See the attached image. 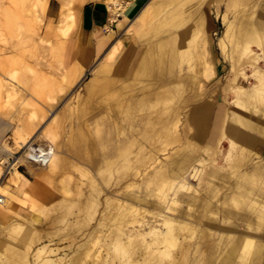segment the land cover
Returning a JSON list of instances; mask_svg holds the SVG:
<instances>
[{"label": "rangeland", "instance_id": "rangeland-1", "mask_svg": "<svg viewBox=\"0 0 264 264\" xmlns=\"http://www.w3.org/2000/svg\"><path fill=\"white\" fill-rule=\"evenodd\" d=\"M36 2L0 0V79L12 68L19 69L21 79L15 90L0 84V145L8 142L0 154L11 161L20 155V129L38 143H50L43 131L48 122L59 133L62 161L54 172L47 163L19 166L28 176L30 196L19 201L18 211L0 212V264H68L79 255V264H264V157L253 152L246 161L230 155L209 161L204 142H215L223 132L215 137L214 119L201 118L207 108L214 118L221 107L227 118L234 111L252 118L255 112L264 114V78L256 101L238 105V89L231 90V101L223 97L233 58L238 81L256 82L253 50L246 54L239 48L244 47L243 22L257 24L260 3L168 0L141 30L121 31L128 57L113 82L88 94L84 84L103 56L80 83H64L65 43L52 21L44 24L45 9L28 10ZM202 16L208 43L195 29ZM40 35L56 42L40 44ZM220 36L228 66L221 75L207 77L204 49L221 55ZM252 43L263 69L264 39ZM147 49L146 68L134 73ZM61 85L64 90L56 91ZM33 109L39 115L35 121L29 118ZM53 113L56 121L49 122ZM187 136L198 142L188 143ZM228 141L224 136L222 146ZM258 163L262 167L255 170ZM10 174L0 163V184ZM252 199L257 201L251 205ZM160 213L175 220L170 241H162L167 224ZM222 223L234 229L222 231ZM240 236L252 241L228 255Z\"/></svg>", "mask_w": 264, "mask_h": 264}, {"label": "crops", "instance_id": "crops-1", "mask_svg": "<svg viewBox=\"0 0 264 264\" xmlns=\"http://www.w3.org/2000/svg\"><path fill=\"white\" fill-rule=\"evenodd\" d=\"M167 1L168 0H120L123 6H121L117 12H113L109 7L108 0H38V2L34 4L33 8L28 10L34 12L40 10V8L43 6L44 8H42L46 10L44 24L46 25L48 22L52 21L53 25L58 29L59 36L65 43L62 65L64 83L68 81H77V83H80L82 78L85 76V72L93 65V63H95L99 57L103 56L102 60L92 68L93 74L89 77L90 80L88 78L85 82L87 86L84 84L86 92L91 94L92 92L94 93L103 86H107L114 81L115 75L120 69V65L130 53L129 50H123L125 43L119 36L121 31L125 30L133 32L134 30H141L146 24L149 23L151 16L160 10ZM245 2H248V6L250 7L252 2L260 3L258 18L253 21L264 27V0H245ZM229 4L230 1H228V5ZM68 12H71L72 14L71 19L66 18V14ZM115 13L117 15L116 17L114 16ZM205 21V17H199L196 20L195 29L196 31H203L202 33L204 35L201 36V38L205 43H208L210 40L205 35ZM210 24L211 26L213 24L217 25V22H215V20H211ZM63 28H66L65 34L62 31ZM195 33L193 36L194 40H196ZM221 38L222 36H220L218 40V46L221 50V55L217 54L218 50L215 56V53L213 51L211 52L210 49L207 51L204 49V57H207L204 64V74L207 77L221 75L228 66V64L225 63L226 58L223 55L224 49L222 47ZM50 42H56V40L51 41L46 37V35H40L38 38V43L40 44H46ZM176 43L177 41L175 38L170 40V45H173V47H176ZM149 52V49L145 50V53H143L136 61L131 71L134 73H141V71L146 68V64L148 63L147 54H149ZM210 58H212V60ZM169 60H171V63L173 64L172 54H170ZM99 65L100 67H98ZM14 69L18 70V74L20 76V71L18 68H12L8 70L0 79L2 88L9 90L10 88L14 89V86L9 84L7 81L9 73ZM163 83L167 84V82ZM175 83L182 84V86L184 85L182 80L175 81ZM18 85H20V82ZM64 87V85H61L59 89H56V91H63ZM204 88L205 82L200 81L198 83V90L203 91ZM223 97L224 100L231 101V97L225 98L224 95ZM207 109L204 110L206 114H203L201 118L205 120L210 119V122L214 119L215 127L213 132L215 137H218V130L221 129L223 134L219 136L220 139L221 137L224 138V135L226 134L227 138L230 137L229 140L232 138L239 144H244V146L248 149H252V151L257 153L256 155L264 157V114L255 112L256 116L252 118L253 116H250L249 113L234 111L233 114H230V117L227 118L226 115H224L223 107H221L213 118V115H210ZM54 116L56 117L57 114L53 113L49 122L56 121ZM38 117L39 115L35 109L30 111L29 118L31 121L37 120ZM247 119L249 120L247 121ZM245 121L247 124H245ZM47 126L48 122L45 124V128ZM55 131L57 133V145H59V133L56 129ZM21 132L23 133V131L20 129L18 134H21ZM219 138H217L215 142L208 141L204 143L215 144L220 140ZM57 154L58 157L55 164L56 169L54 171L59 168L62 161V156H60V153L58 152ZM25 177L28 176L25 174Z\"/></svg>", "mask_w": 264, "mask_h": 264}, {"label": "bare ground", "instance_id": "bare-ground-1", "mask_svg": "<svg viewBox=\"0 0 264 264\" xmlns=\"http://www.w3.org/2000/svg\"><path fill=\"white\" fill-rule=\"evenodd\" d=\"M106 1V0H105ZM43 2V1H42ZM47 2V1H46ZM70 2V1H69ZM44 3V2H43ZM105 3V2H104ZM108 4H109V7L112 9V11L114 12H117L118 9L121 8V6H123L122 2H120V0H108ZM107 4V6H108ZM127 4V3H126ZM38 5V4H37ZM43 7V6H42ZM41 7V8H42ZM44 8V7H43ZM42 8V9H43ZM123 9V8H122ZM115 17L117 16L116 13L114 15ZM139 16V15H138ZM72 17V14L71 12H68L66 14V18L67 19H71ZM114 18V17H113ZM245 20V19H244ZM133 21V20H132ZM135 23V22H134ZM128 24V23H127ZM132 25V24H131ZM241 25V24H240ZM243 33H241V37L244 38V47L242 48H239L241 52L243 53H246V54H249L250 51L253 50L252 54L253 56H251V59H253L251 62L254 64L255 69H256V82L255 84H251V85H246V84H243L241 82L238 81V64H237V60L235 58L232 59V67L230 68L229 72L227 73V78H226V81L224 82V85H223V92H224V96L225 98H230V94H231V90L232 89H238L240 91V95L239 97L237 98V100H235L234 102L235 103H238L239 104H243V105H247V102H252V101H256L258 99V97L260 96V93H261V86L263 84V78H264V68L261 69L259 68V61H258V51L254 48V46H252V41H255V43L257 42V44H260L263 42V39H264V32L262 29L263 26H261L260 24H252L251 21H245L243 22ZM63 33L65 34L66 33V28H63ZM120 39V38H119ZM116 44V43H114ZM255 45V44H254ZM122 47V46H121ZM119 47V48H121ZM245 54V55H246ZM104 63V62H103ZM102 64V63H101ZM199 66V65H198ZM100 67V65L98 66ZM96 69V68H95ZM102 71V69H101ZM99 71V72H101ZM242 71V70H241ZM245 70L243 69V72ZM103 72V71H102ZM198 72V71H197ZM106 73V72H105ZM108 73V72H107ZM190 73V72H189ZM241 73V72H239ZM245 75V74H244ZM7 77V76H6ZM19 74H18V70L17 69H14L12 70L10 73H9V76L7 78V81L9 84H11L12 86H14V90L16 89L15 87L17 86H20L18 85L19 84ZM246 77V76H245ZM247 78V77H246ZM6 79V78H5ZM90 80V78H89ZM7 83V84H8ZM182 83V82H181ZM86 85V84H85ZM87 86V85H86ZM179 86V84H178ZM182 86V85H181ZM11 87V86H10ZM177 87V86H176ZM236 87V88H235ZM87 88V87H86ZM12 90V89H11ZM13 95V94H11ZM23 99V98H22ZM24 100V99H23ZM230 100V99H229ZM23 104V102H22ZM32 113V112H31ZM35 113V112H34ZM36 114V113H35ZM34 114V115H35ZM33 116V114H32ZM54 118L56 119V117L54 116ZM53 119V118H52ZM249 119H247L248 121ZM243 122V121H242ZM249 123V122H248ZM245 124L246 121H245ZM178 124L176 123L175 124V127L173 125V127L175 128V132L176 134L178 135V138L180 139V133L179 134V131H178ZM169 130V129H167ZM44 131V135L46 136V138L48 139V141H50V144H51V147H53V152L51 154V156L49 157V160L47 162L48 164V171H54L56 169V160H57V157H58V152L57 149H56V146H57V141H56V131L54 129V127L52 125H48ZM28 132H21V134H19V137L20 139H18L20 141V143L22 144V147L25 146V145H28V144H33L35 141V138H34V134L33 135H27ZM170 135V134H169ZM226 135V134H225ZM224 135V136H225ZM191 136V135H190ZM182 137V135H181ZM186 137V136H185ZM212 137V136H211ZM230 138V137H229ZM182 139V138H181ZM197 139V138H196ZM220 139V138H219ZM17 140V141H18ZM18 141V142H19ZM177 141V140H176ZM184 141V140H183ZM187 141L188 143L190 142H193V143H196L197 140H195V138L193 139L192 137H189L187 136V139L185 140ZM198 142V141H197ZM8 142L5 141V144L4 145H0V153L1 151L6 148L8 145H6ZM185 143V142H184ZM224 143V138L221 137V139L219 141H217V143H207L205 144V148H206V154L208 156V160L209 161H215L220 155H230L233 157V159H237L239 160V157L241 158V160H244L245 158V161L246 160H249L247 159L248 156H250L251 153H253L254 151H252V149H248L247 147L241 144H239L236 140L234 139H230L228 144H227V147H223ZM186 144V143H185ZM188 145V144H187ZM196 145V144H195ZM225 146V144H224ZM258 151V150H257ZM61 153V152H59ZM248 155V156H247ZM1 154H0V163H4L6 161H8L9 157L7 156V159L5 160L4 157L6 158V156L2 157L1 158ZM61 156V155H60ZM245 156V157H243ZM19 157H22V156H19ZM252 157V156H251ZM3 166V165H2ZM260 167H262V163H258L256 166H255V170H259ZM166 170V169H165ZM10 175L8 176L7 178V181L4 182V183H1L0 184V194L3 195V200L0 201V212L2 211H6V210H11V211H18V207H19V201L23 200V201H26V199L30 196V191L29 189L26 188L25 184L27 183V180L25 179V174L24 172L18 167L17 163H13L12 166H11V169H10ZM251 173V170H247L246 174H250ZM4 170H3V178H4ZM37 179V178H36ZM39 181V179H37ZM172 180V179H171ZM32 183L34 184V181L35 180H31ZM37 182V181H36ZM63 182V181H62ZM65 182V181H64ZM67 185V183H66ZM64 186L63 187V190L67 193L69 190H68V187L67 186ZM185 185V184H184ZM13 188H15V190H13ZM177 188V187H176ZM166 192V191H165ZM164 192V193H165ZM176 192V191H175ZM189 192V191H188ZM168 193V192H166ZM236 193V191H235ZM235 195V194H234ZM228 196V195H227ZM231 196V195H230ZM229 196V197H230ZM179 198V197H178ZM177 198V199H178ZM228 198V197H227ZM161 199V198H160ZM169 201V200H168ZM178 201V200H177ZM257 199L255 200H251V205L256 202ZM174 202V201H173ZM172 203V201H169L168 205ZM170 206V205H169ZM132 206H130L131 208ZM136 209V208H135ZM129 210V209H128ZM132 210V209H131ZM155 211V210H154ZM132 212V211H131ZM134 212V211H133ZM125 213V212H124ZM159 213V212H158ZM35 214V213H34ZM136 214V213H135ZM138 214V213H137ZM162 215V218L163 221L165 224H167V226L164 228V229H161L162 231V241H170L172 238H173V229H174V222L175 221L173 218H171L169 215H167L166 213L164 214H161ZM121 217L122 214L120 215ZM126 216V215H125ZM135 216V215H134ZM176 216V215H175ZM174 216V218H175ZM138 217V216H137ZM143 217V216H142ZM230 216H226V219L229 218ZM118 218V217H116ZM125 218V217H124ZM135 218V217H134ZM141 218V216H140ZM35 220H37L39 222L40 220V217L38 215H36L34 217ZM127 219V218H126ZM161 219V220H162ZM177 219V217H176ZM180 219V218H179ZM179 223L180 225H183L185 224V221L182 220H179ZM133 220V219H132ZM138 220V219H136ZM135 220V221H136ZM120 221V220H119ZM129 221V220H128ZM141 222H146L145 221H142L140 220ZM126 223V220L124 221ZM131 222V221H130ZM122 223V221H121ZM135 223V222H134ZM125 225V224H124ZM142 225V224H141ZM220 228L222 229V231H232L234 229L233 227V224H219ZM124 228V226H122ZM176 227V225H175ZM178 227V226H177ZM119 228V226H118ZM180 228V227H179ZM183 228V226H182ZM121 229V228H120ZM153 230V229H152ZM38 234V233H37ZM223 234V233H222ZM228 237H230V234H227ZM227 237V236H226ZM225 237V238H226ZM96 239V238H95ZM174 240V239H173ZM252 240L250 238H246L244 236H240L235 244L230 247L229 251H228V255H230V253L232 252L233 248H241V251L243 248H245L246 246L249 245V243L251 242ZM147 243V242H146ZM232 243V242H231ZM129 246V245H127ZM152 246V245H151ZM12 247V246H10ZM160 247V246H159ZM219 249V248H218ZM44 250V249H43ZM36 253V252H35ZM88 254V253H87ZM45 256V255H44ZM80 256V255H79ZM79 256H74L71 261L68 263V264H79L80 261H81V257ZM83 257V256H82ZM38 258V257H37ZM57 258V257H56ZM51 259V258H49ZM138 259V258H137ZM7 262V261H6ZM9 262V261H8ZM100 262V261H99ZM99 262H94L92 264H101ZM43 263V262H42ZM55 263V262H54ZM12 264V263H10ZM44 264H53L51 262H46ZM56 264V263H55ZM89 264V263H88Z\"/></svg>", "mask_w": 264, "mask_h": 264}, {"label": "built area", "instance_id": "built-area-1", "mask_svg": "<svg viewBox=\"0 0 264 264\" xmlns=\"http://www.w3.org/2000/svg\"><path fill=\"white\" fill-rule=\"evenodd\" d=\"M52 152H53V147H51L50 143L44 144V143L34 142L33 144H28L21 147V153L19 156L22 157L14 155L11 157L12 159H14L13 161H11L9 157L8 161L4 162V164L6 166L7 172L10 171L13 163H17L18 167L21 164H24L26 161L36 164H45L48 162ZM20 160L23 161L21 162ZM2 200H3V195L0 194V201Z\"/></svg>", "mask_w": 264, "mask_h": 264}]
</instances>
